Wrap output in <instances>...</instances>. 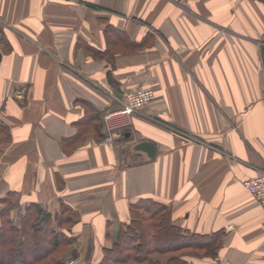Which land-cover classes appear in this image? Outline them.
<instances>
[{
  "label": "crops",
  "instance_id": "obj_1",
  "mask_svg": "<svg viewBox=\"0 0 264 264\" xmlns=\"http://www.w3.org/2000/svg\"><path fill=\"white\" fill-rule=\"evenodd\" d=\"M263 39L255 0H0V210L20 226L33 203L66 204L75 264H99L151 200L215 239L152 262L264 264L244 186L264 170ZM142 87L155 100L104 144V116Z\"/></svg>",
  "mask_w": 264,
  "mask_h": 264
},
{
  "label": "trees",
  "instance_id": "obj_2",
  "mask_svg": "<svg viewBox=\"0 0 264 264\" xmlns=\"http://www.w3.org/2000/svg\"><path fill=\"white\" fill-rule=\"evenodd\" d=\"M4 134L5 128L0 127V143ZM163 208L151 200L137 202L132 207L131 224L121 233L120 241L104 250V258L99 264H128L132 260L159 264L152 262L148 255L214 247L215 239L209 236L172 227ZM76 220L77 214L70 213L66 204L61 205L59 213L53 214L33 203L22 216L20 226L16 225L10 208L1 209L0 264H63L66 247L72 246L74 239L49 229L53 222L64 229ZM67 230L70 232V228ZM73 254H77L74 249ZM171 263L184 264L177 259Z\"/></svg>",
  "mask_w": 264,
  "mask_h": 264
},
{
  "label": "built area",
  "instance_id": "obj_3",
  "mask_svg": "<svg viewBox=\"0 0 264 264\" xmlns=\"http://www.w3.org/2000/svg\"><path fill=\"white\" fill-rule=\"evenodd\" d=\"M155 98L153 89L148 87L127 92L122 100V107L118 110L108 112L104 116L106 137L103 143L112 146L118 133L130 127L132 115L139 109L151 104ZM244 186L264 211V170L259 176L245 180ZM220 264L232 263L222 260Z\"/></svg>",
  "mask_w": 264,
  "mask_h": 264
},
{
  "label": "rangeland",
  "instance_id": "obj_4",
  "mask_svg": "<svg viewBox=\"0 0 264 264\" xmlns=\"http://www.w3.org/2000/svg\"><path fill=\"white\" fill-rule=\"evenodd\" d=\"M18 214V213H17ZM19 216V215H18ZM19 221V220H18ZM17 222V220H16ZM64 228V227H63ZM64 229H61L60 227H58V224L57 222H53L52 224V228H50L49 230H52L53 232H57V233H61L63 235H66L68 237H70L69 235H67L64 230ZM70 240V238H69ZM73 249L76 251L77 254H73ZM77 255H78V251L77 249H75V246H74V243L72 246H69V247H66V250L63 254V264H75L77 262Z\"/></svg>",
  "mask_w": 264,
  "mask_h": 264
},
{
  "label": "water",
  "instance_id": "obj_5",
  "mask_svg": "<svg viewBox=\"0 0 264 264\" xmlns=\"http://www.w3.org/2000/svg\"><path fill=\"white\" fill-rule=\"evenodd\" d=\"M261 3H264V0H255ZM262 62L264 66V39L262 41ZM136 151H144L146 152L150 157H153L155 155L156 147L153 143L151 142H140L135 146Z\"/></svg>",
  "mask_w": 264,
  "mask_h": 264
}]
</instances>
